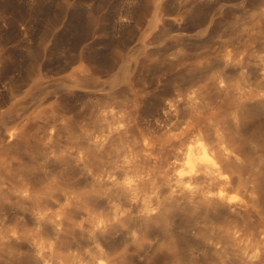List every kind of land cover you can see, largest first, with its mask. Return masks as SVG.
Here are the masks:
<instances>
[{
    "label": "rangeland",
    "instance_id": "obj_1",
    "mask_svg": "<svg viewBox=\"0 0 264 264\" xmlns=\"http://www.w3.org/2000/svg\"><path fill=\"white\" fill-rule=\"evenodd\" d=\"M262 97L264 0H0V264H240L211 246L230 219L165 191L198 138L161 164L138 151L204 120L264 208ZM137 176L131 203L112 181Z\"/></svg>",
    "mask_w": 264,
    "mask_h": 264
},
{
    "label": "bare ground",
    "instance_id": "obj_2",
    "mask_svg": "<svg viewBox=\"0 0 264 264\" xmlns=\"http://www.w3.org/2000/svg\"><path fill=\"white\" fill-rule=\"evenodd\" d=\"M164 109L167 119L177 118V103L165 105ZM203 122L204 120L195 118L186 122L177 121L176 133L169 141L158 140L152 136L145 137L138 152L144 153L145 159L154 158L157 164H161L170 150H176L192 136H196V144L188 147L187 169L174 175L171 174L174 173L175 166H168L165 170L168 174L165 191L170 193L171 200H202L219 215L232 221L225 233L211 245L213 248L226 249L229 243H235L240 247V264H264V208L260 202L259 185L251 186L239 172V166L245 161L244 150L223 130L212 135ZM121 132L120 127L111 130L114 135ZM105 141L95 138L93 145L97 148ZM147 180L148 176H137L124 183L113 179L112 183L116 184L126 201L136 203L140 199V186ZM205 185L211 186L212 190L206 191ZM234 190L243 192V198H233L231 192ZM28 194L27 190L25 196L29 197ZM150 200L152 199L144 204L142 215L147 218L153 216L157 210L151 202L148 203ZM65 211L63 209L60 212ZM119 214L120 212L118 216ZM46 217L42 216L41 220H46ZM106 227L104 223H98L99 229L105 230Z\"/></svg>",
    "mask_w": 264,
    "mask_h": 264
}]
</instances>
